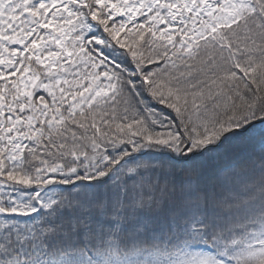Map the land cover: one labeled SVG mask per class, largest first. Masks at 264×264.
Masks as SVG:
<instances>
[{
  "label": "snow or ice",
  "instance_id": "6c2138e0",
  "mask_svg": "<svg viewBox=\"0 0 264 264\" xmlns=\"http://www.w3.org/2000/svg\"><path fill=\"white\" fill-rule=\"evenodd\" d=\"M0 264H264V0H0Z\"/></svg>",
  "mask_w": 264,
  "mask_h": 264
}]
</instances>
